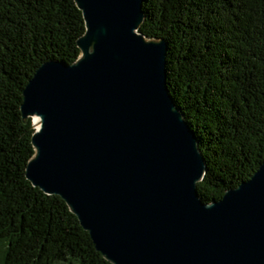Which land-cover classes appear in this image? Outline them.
Here are the masks:
<instances>
[{
    "label": "water",
    "instance_id": "obj_1",
    "mask_svg": "<svg viewBox=\"0 0 264 264\" xmlns=\"http://www.w3.org/2000/svg\"><path fill=\"white\" fill-rule=\"evenodd\" d=\"M75 1L78 57L45 61L23 91L27 178L112 264H264V162L205 202L207 162L168 86L167 39L140 30L144 0Z\"/></svg>",
    "mask_w": 264,
    "mask_h": 264
},
{
    "label": "trees",
    "instance_id": "obj_2",
    "mask_svg": "<svg viewBox=\"0 0 264 264\" xmlns=\"http://www.w3.org/2000/svg\"><path fill=\"white\" fill-rule=\"evenodd\" d=\"M140 30L168 41L167 82L199 139L200 197L220 199L264 162V0H144ZM75 0H0V264H112L66 202L26 176L34 153L23 91L51 59L72 63Z\"/></svg>",
    "mask_w": 264,
    "mask_h": 264
}]
</instances>
